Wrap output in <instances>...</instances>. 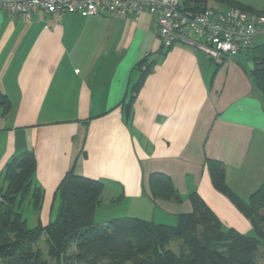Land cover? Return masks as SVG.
I'll return each instance as SVG.
<instances>
[{"label": "crops", "instance_id": "1", "mask_svg": "<svg viewBox=\"0 0 264 264\" xmlns=\"http://www.w3.org/2000/svg\"><path fill=\"white\" fill-rule=\"evenodd\" d=\"M259 36L247 52L215 61L183 44L163 49L147 12L61 19L0 12V174L12 155L32 151L41 223L73 169L101 180V201L106 191L107 205L122 201L127 215L175 224L194 192L224 228L249 233V220L214 187L208 161L223 165L242 199L264 182V95L248 66L252 48L264 44ZM143 60L151 64L133 93ZM160 174L180 201L160 191Z\"/></svg>", "mask_w": 264, "mask_h": 264}, {"label": "trees", "instance_id": "2", "mask_svg": "<svg viewBox=\"0 0 264 264\" xmlns=\"http://www.w3.org/2000/svg\"><path fill=\"white\" fill-rule=\"evenodd\" d=\"M205 1L181 3L200 10L206 7ZM224 1L254 11L235 0ZM252 52V77L264 95V44L252 48ZM140 64L143 68L133 93L151 63L143 60ZM125 106L129 109L130 101ZM208 171L214 187L249 220L253 234L224 228L194 192L188 196L191 210L179 213L175 224L130 215L95 222L103 182L79 175L73 169L65 172L56 187L54 210L48 221L41 223L37 216L35 225L29 226L24 209L30 207L38 213L43 190L35 183L32 151L14 154L0 174V264H49V259L53 264H258L255 254L261 245L264 247V182L242 199L227 186L222 164L209 160ZM160 175V191L167 198L180 201L167 177ZM172 240L182 243L179 250L169 247Z\"/></svg>", "mask_w": 264, "mask_h": 264}, {"label": "built area", "instance_id": "3", "mask_svg": "<svg viewBox=\"0 0 264 264\" xmlns=\"http://www.w3.org/2000/svg\"><path fill=\"white\" fill-rule=\"evenodd\" d=\"M182 0H0V12L19 14L30 19L36 12L113 17H137L151 14L157 25L163 49L183 44L201 51L215 61L245 53L256 36L264 34V11L242 10L234 6L226 10L204 7L186 8Z\"/></svg>", "mask_w": 264, "mask_h": 264}, {"label": "rangeland", "instance_id": "4", "mask_svg": "<svg viewBox=\"0 0 264 264\" xmlns=\"http://www.w3.org/2000/svg\"><path fill=\"white\" fill-rule=\"evenodd\" d=\"M252 2H253V3H251V6H253L252 9L264 10V0H253ZM218 9L221 10V8H218ZM259 37L260 38H258V39H261V41L264 40V34L260 35ZM0 150H1V146H0ZM108 198H109V194L106 191H104L102 194L101 204L96 209V213L94 215V221L95 222H99L100 220H108L109 218H114L117 216L127 215L126 212H128V211L125 207L124 202L115 201V203H112L111 205H107V203L109 202ZM24 215L27 217L28 225L34 226L36 223V218H37V216L34 215V212L31 209L25 207ZM132 216H135V215H132ZM166 217H168V216H166ZM156 222H158V221H156ZM168 224H172V223H168ZM248 234H253L252 229L249 230ZM42 241H43V238H40V243H42ZM181 246H182V243L179 240L178 241L172 240L169 243V247L176 250V251L179 250L181 248ZM46 258H48V257L46 256ZM255 259L258 262V264H264V247H263V245H261L259 247L258 251L256 252ZM49 264H53V261L50 259H49Z\"/></svg>", "mask_w": 264, "mask_h": 264}, {"label": "water", "instance_id": "5", "mask_svg": "<svg viewBox=\"0 0 264 264\" xmlns=\"http://www.w3.org/2000/svg\"><path fill=\"white\" fill-rule=\"evenodd\" d=\"M248 66L250 67V69H252L253 63L252 62L248 63Z\"/></svg>", "mask_w": 264, "mask_h": 264}]
</instances>
